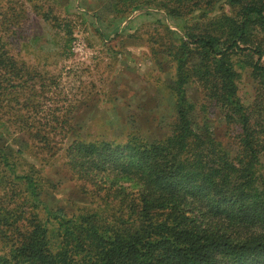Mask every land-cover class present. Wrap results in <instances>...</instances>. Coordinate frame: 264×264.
I'll return each mask as SVG.
<instances>
[{"label":"trees","instance_id":"trees-1","mask_svg":"<svg viewBox=\"0 0 264 264\" xmlns=\"http://www.w3.org/2000/svg\"><path fill=\"white\" fill-rule=\"evenodd\" d=\"M151 2L187 21L178 43L153 40L154 57L163 52L174 66L167 87L176 119L161 139H74L66 163L91 205L70 214L40 204L43 178L28 159L32 148L60 142L46 133L61 134L69 120L59 117L70 109L57 115L55 100L54 126L39 125L43 75L9 54L0 36V127L28 134L14 147L0 134V264H264V0ZM110 4L122 12L145 1ZM246 68L248 103L238 86ZM189 84L201 94L203 132L194 128ZM214 116L229 142L207 124Z\"/></svg>","mask_w":264,"mask_h":264},{"label":"rangeland","instance_id":"rangeland-1","mask_svg":"<svg viewBox=\"0 0 264 264\" xmlns=\"http://www.w3.org/2000/svg\"><path fill=\"white\" fill-rule=\"evenodd\" d=\"M110 1L0 0V36L5 49L43 75L44 85H35L42 106L36 121L50 131L54 101L62 108L57 115L70 109L59 117L69 120L62 133L56 129L46 133L53 143L60 142L40 152L32 148L29 152L34 156L28 158L43 178L40 204L68 214L78 206L91 205L89 194L66 163L65 151L74 139L113 144L125 143L129 135L147 141L161 139L176 119L167 87L174 66L163 52L154 57L153 40L162 37L165 42L178 43L187 21L167 16L151 0L122 12H116ZM47 11L49 20H44ZM238 70L239 94L248 103L253 96L250 70ZM187 95L196 104L194 128L203 132L200 91L189 84ZM19 96L20 100L25 97ZM207 124L215 136L229 142L220 117L214 116ZM10 128L0 127L4 141L14 147L17 136L27 140L28 134L13 125Z\"/></svg>","mask_w":264,"mask_h":264}]
</instances>
